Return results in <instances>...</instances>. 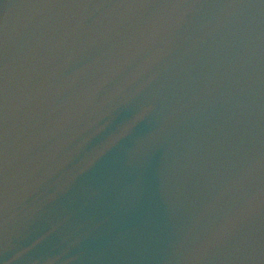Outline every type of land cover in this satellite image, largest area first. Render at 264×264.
<instances>
[{
    "label": "water",
    "instance_id": "obj_1",
    "mask_svg": "<svg viewBox=\"0 0 264 264\" xmlns=\"http://www.w3.org/2000/svg\"><path fill=\"white\" fill-rule=\"evenodd\" d=\"M0 264H264V0H0Z\"/></svg>",
    "mask_w": 264,
    "mask_h": 264
}]
</instances>
